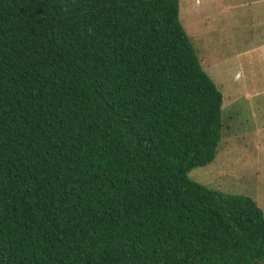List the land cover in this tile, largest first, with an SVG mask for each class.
Masks as SVG:
<instances>
[{"label":"trees","instance_id":"16d2710c","mask_svg":"<svg viewBox=\"0 0 264 264\" xmlns=\"http://www.w3.org/2000/svg\"><path fill=\"white\" fill-rule=\"evenodd\" d=\"M180 0H0V264H264V211L189 177L223 94Z\"/></svg>","mask_w":264,"mask_h":264},{"label":"rangeland","instance_id":"374dc122","mask_svg":"<svg viewBox=\"0 0 264 264\" xmlns=\"http://www.w3.org/2000/svg\"><path fill=\"white\" fill-rule=\"evenodd\" d=\"M179 17L223 94L216 157L189 177L264 211V0H180Z\"/></svg>","mask_w":264,"mask_h":264}]
</instances>
